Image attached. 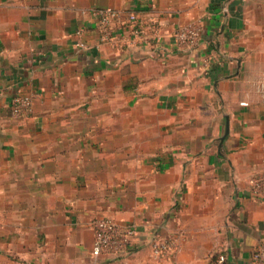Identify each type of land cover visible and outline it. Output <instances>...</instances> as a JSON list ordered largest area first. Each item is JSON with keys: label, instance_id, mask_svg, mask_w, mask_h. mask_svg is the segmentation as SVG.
<instances>
[{"label": "crops", "instance_id": "obj_1", "mask_svg": "<svg viewBox=\"0 0 264 264\" xmlns=\"http://www.w3.org/2000/svg\"><path fill=\"white\" fill-rule=\"evenodd\" d=\"M92 7L153 18L161 38L102 42ZM194 20L198 44L179 48ZM33 91V111L13 116V96ZM259 171L264 0H0L1 258L247 264L264 241ZM97 216L137 223L125 257L92 255ZM175 235L174 253L153 255Z\"/></svg>", "mask_w": 264, "mask_h": 264}, {"label": "built area", "instance_id": "obj_2", "mask_svg": "<svg viewBox=\"0 0 264 264\" xmlns=\"http://www.w3.org/2000/svg\"><path fill=\"white\" fill-rule=\"evenodd\" d=\"M89 12L98 20V29L102 42L114 46L125 38L156 41L161 38V28L157 20L141 19L136 12L123 13L113 7H92ZM81 32V31H80ZM202 24L199 20L181 24L174 31V42L179 48L190 49L196 46L201 38ZM80 47L88 48L84 42ZM36 91L17 93L11 99V113L15 117L29 115L33 111ZM251 193L254 197H264V171H259L250 178ZM90 226L94 232L92 255L113 256L115 259L125 257L132 246L133 238L138 234L137 223L121 224L109 216L93 217ZM178 235L172 238L156 236L151 242V251L156 257H168L178 248ZM225 254L217 255L213 264H224ZM247 264H264V241L252 252Z\"/></svg>", "mask_w": 264, "mask_h": 264}, {"label": "rangeland", "instance_id": "obj_3", "mask_svg": "<svg viewBox=\"0 0 264 264\" xmlns=\"http://www.w3.org/2000/svg\"><path fill=\"white\" fill-rule=\"evenodd\" d=\"M13 259L11 258V256L7 259V258H1L0 257V264H13L12 261ZM19 260V259H18Z\"/></svg>", "mask_w": 264, "mask_h": 264}]
</instances>
